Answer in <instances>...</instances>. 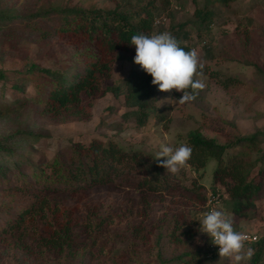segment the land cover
<instances>
[{
	"label": "trees",
	"instance_id": "1",
	"mask_svg": "<svg viewBox=\"0 0 264 264\" xmlns=\"http://www.w3.org/2000/svg\"><path fill=\"white\" fill-rule=\"evenodd\" d=\"M108 1L112 7L0 0V61L6 55L21 57L30 40L41 49L55 40L64 51L58 66L27 61L23 52L21 70L0 68V79L12 80L10 97L0 92V121L16 126L0 133V242L22 252L21 264H91L99 259H94L97 244L108 242L110 236L120 238L117 243H128L117 260L112 259L119 251L117 246L105 249L104 254L117 264H200L205 252L199 243V227L184 213L186 207L193 209L205 201L204 185L196 177L186 185L159 167L160 161L149 153L96 137L86 144L71 141L57 149L51 161L36 165L33 144L45 136L41 121L59 124L88 119L85 103L106 91L123 96L126 110L122 117H132L136 127L147 126L154 116H166L153 106L158 86L152 85V77L141 68L101 87L120 51L134 61L131 37L141 33L170 32L189 51L188 40L194 32L211 57L250 66L249 80L218 72L214 78L223 89L243 88L255 98H264V24L252 19L237 23L232 32L225 31L223 37L229 38L212 52V41H206L203 33L215 21L214 7L234 0H190L192 17L176 21L169 11L167 28L154 27L152 19L171 0L158 4L155 0ZM249 5H264V0H249ZM28 83L32 94L26 92ZM200 98L201 91L195 100ZM24 113L27 118L21 120ZM227 122L232 137L224 142L199 128L187 131L185 144L192 149L187 165L201 175L215 161L211 189L222 187L226 195L222 204L242 218L264 197V127L240 132L234 122ZM121 189L136 196H128L133 202L125 206L131 219L113 228L114 219L108 217L122 215L108 200L89 201L87 195ZM161 208V213H154ZM251 246L255 254L250 264H256L264 251V236ZM109 248L114 252L111 255Z\"/></svg>",
	"mask_w": 264,
	"mask_h": 264
},
{
	"label": "rangeland",
	"instance_id": "2",
	"mask_svg": "<svg viewBox=\"0 0 264 264\" xmlns=\"http://www.w3.org/2000/svg\"><path fill=\"white\" fill-rule=\"evenodd\" d=\"M53 1L60 5L112 7V4L108 0ZM159 1L155 0L156 4ZM10 2L12 4H21L25 0H10ZM193 7L190 0H171L170 6L154 17L165 16L166 24L164 28H167L169 25L167 13L169 11L176 21H183L192 17ZM214 9L216 13L215 21L210 26V29L203 33L206 41H212V52H215L223 43L225 31L232 32L237 23L239 25L247 24L252 19L257 24H264V5L250 6L249 0H234L221 8L215 6ZM191 36L188 43L197 51L200 63L206 67L202 77L205 83V88L201 91L202 98L181 104L167 99L171 98L178 101L183 93L176 92L175 90L171 92L157 91L153 99V106L165 113L166 116L162 119L154 116L149 120L147 126L136 127L132 117L126 119L122 117L123 112L126 110L123 104V96H114L110 91H106L103 95L95 97L91 103H85L87 113L89 114L88 119L59 124H49L45 121L40 122L41 125L39 127L45 136L33 144L32 157L36 165L42 160L51 161L54 152L71 141H79L86 144L93 137L106 142L112 140L127 150L137 149L149 153L155 158V154L160 150L162 144L173 146L174 148L185 144L186 133L192 128H199L204 134L215 136L218 141L224 142L232 137V130L229 127L230 125L228 126V120L234 122L240 132H250L255 128L264 127V98H255L250 92L243 90V88L232 89L233 91L225 90L214 78L218 75V72H222L249 80L252 74L250 66H243L241 63L234 61H221L211 57V54L204 52V46L194 32ZM26 46L27 49L25 48L21 51V57L5 54L6 56L0 61V68L5 71L12 69L21 70L22 56L25 55L27 61H33L41 66H58L64 55L61 45L57 44L55 40H52L45 49H41L31 40L26 43ZM23 52L27 54L23 55ZM139 68L140 66L131 60L128 53L120 51L113 63L111 75L102 80L101 87L113 85L123 80L132 69L138 70ZM11 82L12 80L10 79H0V92L3 91L5 97H10ZM27 85L26 92L32 94L33 87L30 83ZM18 95L21 94L19 93ZM24 118H27V114L25 113L22 114L21 120ZM11 124L10 122L5 123L0 121V133L4 134L7 130L16 127ZM163 159L160 158V160ZM214 166L215 161L212 160L207 164L202 174L198 175L190 166L186 165L176 173V177L186 185L189 184L191 179L196 177L204 185V191L206 192L207 189L211 188V173ZM4 196L9 201L10 195L6 194ZM128 196L135 198L136 194L132 191L121 189L115 193L105 191L93 193L91 191L87 195L89 201L108 200L111 206L117 209V214L122 215V217L118 215L119 218L114 214L108 217L109 220L114 219L112 220L113 224L110 226L113 228L121 226V224L124 225L126 220H129L131 217L129 210L125 209V206L133 202ZM224 198H226V195ZM68 201L70 200H67V203H69ZM202 205H197L193 209L187 207L184 209L185 216L193 219L195 222L194 226L199 228L201 226L199 221L202 220ZM79 208L81 207L79 206ZM221 211L231 219L233 227L236 229L253 231L260 236H264V197L256 201L254 208L248 211L247 217L238 219L224 204H222ZM161 212L162 208L154 211V213ZM119 219H121V223L115 224L120 222L118 221ZM81 221L83 220L81 219ZM80 228L83 230L81 226ZM80 228L77 231L81 233L82 230ZM199 237L202 241L199 243L203 245L202 250L205 252L206 239L209 237L200 231ZM119 239L110 236L108 242L102 241L98 243L94 249L96 253L94 254V259H99L94 260L91 264H117L111 262L109 255H105V249L111 247V245L117 246L118 253H114L113 249L109 248V254L114 253L113 260L120 258V254L122 255L121 251L125 250L124 248L128 243H117ZM249 247L253 248L250 244L245 243V249ZM22 255L20 250L12 249L8 244L0 242V264H21L19 260L22 259ZM33 264L38 263L33 262ZM125 264L136 263L128 262ZM200 264H230V262L220 258L218 253L209 256L205 252V256H203ZM246 264H250V261H247ZM256 264H264V251Z\"/></svg>",
	"mask_w": 264,
	"mask_h": 264
},
{
	"label": "clouds",
	"instance_id": "3",
	"mask_svg": "<svg viewBox=\"0 0 264 264\" xmlns=\"http://www.w3.org/2000/svg\"><path fill=\"white\" fill-rule=\"evenodd\" d=\"M130 44L135 46L133 62L152 77L151 83L158 86V91L183 93L178 101L167 100L181 104L191 102L205 88L202 79L204 65L200 63L197 51H185L170 32L151 36L136 34L131 37ZM191 152L187 144L175 148L162 144L154 159L160 161L159 167L176 174L187 165ZM160 158L164 159L161 161ZM199 222V231L207 234L212 244L218 246L219 257L230 264H246L255 254L253 248L245 249L249 237L234 230L231 219L222 211L212 208Z\"/></svg>",
	"mask_w": 264,
	"mask_h": 264
},
{
	"label": "built area",
	"instance_id": "4",
	"mask_svg": "<svg viewBox=\"0 0 264 264\" xmlns=\"http://www.w3.org/2000/svg\"><path fill=\"white\" fill-rule=\"evenodd\" d=\"M166 24V17L165 16H159V17H154L152 19V25L154 27L158 26H165ZM204 41H201V44H203ZM192 49H194L192 47ZM225 196V192L222 187L220 186H215L213 189H207L206 194H205V201L202 205L203 212H202V218L204 214L209 212L212 208H216L217 210L221 211L222 207V201ZM234 230L238 232H243L249 237V242H246V244L252 245L253 243L257 242L260 239V235H258L256 232L253 231H247V230H238L235 227H233ZM205 252L209 255L212 256L214 254L218 253V246L212 244L211 239L206 243L205 246Z\"/></svg>",
	"mask_w": 264,
	"mask_h": 264
},
{
	"label": "crops",
	"instance_id": "5",
	"mask_svg": "<svg viewBox=\"0 0 264 264\" xmlns=\"http://www.w3.org/2000/svg\"><path fill=\"white\" fill-rule=\"evenodd\" d=\"M238 218V217H237ZM238 219H240V218H238Z\"/></svg>",
	"mask_w": 264,
	"mask_h": 264
}]
</instances>
